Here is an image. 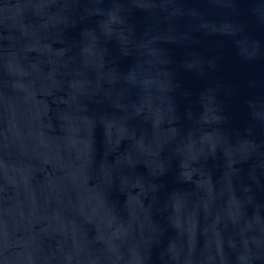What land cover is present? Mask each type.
Segmentation results:
<instances>
[{"label":"water","instance_id":"water-1","mask_svg":"<svg viewBox=\"0 0 264 264\" xmlns=\"http://www.w3.org/2000/svg\"><path fill=\"white\" fill-rule=\"evenodd\" d=\"M0 264H264V0H0Z\"/></svg>","mask_w":264,"mask_h":264}]
</instances>
